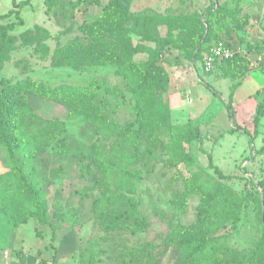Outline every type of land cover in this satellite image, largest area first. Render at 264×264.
<instances>
[{
    "label": "rangeland",
    "instance_id": "obj_1",
    "mask_svg": "<svg viewBox=\"0 0 264 264\" xmlns=\"http://www.w3.org/2000/svg\"><path fill=\"white\" fill-rule=\"evenodd\" d=\"M83 1L80 0L74 14L69 13L64 2L53 3L54 8L45 14L47 8L43 0H31L30 6L18 9L24 24L10 33L15 35V42L4 44L0 41V45L4 44L0 58L3 60L9 55L0 71V80L14 83L31 79L49 89L84 87L97 80L101 84L97 94L106 103L104 113L109 123L118 127L122 135L138 134L140 144L124 148L116 136L94 138L86 118L73 108L26 95L31 120L33 117L39 124L47 120L61 123L65 144L59 148L53 141L36 153L34 159L40 161L39 174L48 178L43 186L47 225L27 218L24 212L17 213L20 224L11 232L8 247L0 250V264H79L81 254L91 250L93 264H121L122 254L139 246H150L158 253L164 250L163 241L184 235L187 227L195 223L200 193L193 190V184L221 185L228 195L241 198L237 228L231 231L226 221L221 223L225 228L219 227L215 236L219 238L218 243L229 248L253 250L260 238L257 214L262 196L259 197L249 184L264 183V154L258 155L252 163H243L250 153L249 136L232 127L233 118L226 108L231 82L218 75V66L209 72H203L202 66L204 47L218 40L239 45L246 51H249L250 41H254L253 46L257 45L258 49L249 52L262 57L264 18L261 40L248 41L251 38L248 33L257 24L256 20L252 25L255 17L264 15V4L261 0H214L212 4L209 0H93L97 1L95 5ZM11 9V0H0V15H6ZM59 9L63 13L58 12L55 18L53 14ZM206 9L210 10L205 12ZM9 21L16 20L11 16L0 24ZM97 21L102 24L103 40L117 46L118 52L122 37L112 33L116 31L117 34L128 21L124 25L129 31L126 35L136 53L124 56L137 63L152 62L166 71L167 90L158 98L162 106L158 108L161 120H157L159 125H152L153 129L158 128V140L150 142L148 135L140 131L141 125L135 123L136 102L123 86L119 65L81 67L78 71L52 66L51 53L76 40L86 43L88 36L81 28ZM204 28L205 36L198 41ZM46 51L48 56L44 59ZM253 79L261 84L243 85L238 89L240 97L254 95L264 85V73L255 74ZM206 84L217 96L205 87ZM258 96L260 101L264 94ZM255 111L252 117L247 114L234 123L249 125L252 133ZM194 128L201 137L203 151L199 150L198 141L186 140ZM174 130L180 131L176 144L171 143L168 136ZM231 132L236 135L225 136ZM258 136L254 141L257 150L263 146L264 117L258 126ZM160 141L163 143L157 144ZM90 147H94L99 161L88 171L86 168L80 170L73 153L86 152ZM208 155L224 175L238 179L219 180L208 167ZM177 159L181 162L176 167L171 165ZM242 167L246 175L240 171ZM122 170L134 172L138 177L134 182L133 198L138 217L147 225L143 232L133 234L111 229L108 233L96 219L93 203L101 196L100 181H105L111 192H116L112 175ZM8 173L0 155V176ZM177 195L185 198V209H177ZM104 215L109 222L115 220L106 206ZM22 219L26 222L22 223ZM109 222H105L106 225ZM218 225L216 222L214 226ZM36 232L41 233V239ZM174 257L172 248L167 247L159 264H173Z\"/></svg>",
    "mask_w": 264,
    "mask_h": 264
},
{
    "label": "trees",
    "instance_id": "obj_2",
    "mask_svg": "<svg viewBox=\"0 0 264 264\" xmlns=\"http://www.w3.org/2000/svg\"><path fill=\"white\" fill-rule=\"evenodd\" d=\"M213 1L210 0L209 3L212 4ZM57 2L66 3L64 6L69 7L70 14H74L80 4V0H77V2L72 0H43V4L47 8L45 14L49 9L54 8L53 3L57 4ZM83 2H93L92 4L95 5L97 1L84 0ZM30 4L31 0L20 1L19 3L11 0L12 9L6 15H0V21L9 19L11 16L16 20L15 22L9 21L5 25L0 24V41L4 44L15 42V35L11 36L10 33H13L24 24L18 9L30 6ZM209 10L206 9L205 12ZM60 11L63 13V10L59 9L53 14L55 18L58 17ZM126 23L120 27L117 34H115L116 31L112 33L122 37V47L119 52L117 46L103 40L102 24L97 21L88 27L81 28L82 33L88 36L86 43L76 40L68 47L52 52L51 64L53 67H66L77 71L81 67L119 65L121 70L118 72L122 76L123 86L132 93L136 102L135 123L141 125L140 131L145 136L148 135V140L151 142L158 140L156 136L158 128L153 129L152 125H157V123L159 125L158 121L161 120V117L158 116V108H162V106L158 103V98L162 92L167 90L168 76L162 67L152 62L137 63L124 56L136 53V49L131 48L130 40L126 35L129 32L124 27ZM49 36L50 34L47 35V38ZM204 36L205 28L201 31L198 41ZM218 44L229 46L227 42L218 40L214 44L204 47V53H207L211 46ZM2 45H0V53ZM256 49H258L257 45L249 46V51ZM47 56L46 51L43 58L45 59ZM8 60L9 55L3 60L0 58V71L3 64ZM217 65L223 77L229 78L231 81L240 79L248 72V64L238 56L229 60H222ZM0 84V155H2L9 169L7 175L0 176V250H4L8 247L11 232L20 224L17 213L24 212L27 218L31 217L39 223L47 225L48 216L43 186L48 182V178L39 174L38 165L40 161L35 162L34 159L36 153L53 141H56L57 145L59 144V148H62L65 144L62 138L61 123L47 120L39 124L33 121V117L31 120V108L26 103V95H36L48 102L73 108L78 114L86 118L87 126L94 134V138L116 136L117 139H120L119 143L124 148L136 147L140 142L137 139L138 134L136 136L134 134V137L130 136L131 134L122 135L118 127L113 126V123H109L104 113L106 103L100 100L97 94V90L101 86L97 80L84 87L62 86L55 89H49L46 85L31 79L18 80L14 83H8L1 79ZM205 87L217 96V93L209 85L206 84ZM235 88L236 85L233 84L226 104L229 116L232 118L231 104ZM260 93L264 94V88L258 91L257 95ZM263 116L264 97L258 102L252 119V134L237 127L232 119L233 129L249 136L250 153L247 158H244L243 163H252L255 160L254 158L264 154V139L262 140L263 146L259 150L254 145L257 126ZM179 133L180 131L177 132L176 130L169 132L168 136L171 143L172 141L175 143ZM186 140L198 141L199 150L203 151L201 137L196 128L192 129L186 136ZM162 143V141L157 142V144ZM161 146L163 147V145ZM73 159L77 160L80 170L86 168L87 171L99 161L95 157L94 147H90L86 152L73 153ZM180 162L177 159L171 162V165L176 167ZM208 167L213 170L221 181L238 179L236 176L224 175L213 164L210 155H208ZM240 171L246 175L244 167ZM112 180L116 192H111L105 181L101 180L99 183L101 196L93 203L96 219L106 228L108 233L111 229L130 231L133 234L145 231L147 225L143 218L138 217L136 203L133 198L135 193L134 182L138 180L137 175L134 172L122 170L112 175ZM249 185L252 186L259 197L262 196L261 200L259 198L258 201L257 220L260 238L257 246L250 251H239L218 243L219 238L215 236V233L219 230V227L221 229L225 228V225H221V223L228 221L231 231L237 228L242 200L238 196L228 195L227 190L221 185L193 184V190L200 193V203L197 208L195 223L187 227L188 234L185 233L182 236L163 241L164 250L167 247L172 248L175 256L173 264H264V183H250ZM175 205L177 209H185V198L177 195ZM104 206L112 211L115 219L113 222L105 220L107 217L104 215ZM219 208H223V211ZM21 222L25 223L26 220L22 219ZM105 222L110 224L106 225ZM216 222L219 223L218 226H214ZM36 236L41 239L40 232H36ZM154 249L150 246L129 249L122 254L121 264H159L164 250L157 253L153 251ZM92 258V250L88 253H82L79 264H93Z\"/></svg>",
    "mask_w": 264,
    "mask_h": 264
},
{
    "label": "crops",
    "instance_id": "obj_3",
    "mask_svg": "<svg viewBox=\"0 0 264 264\" xmlns=\"http://www.w3.org/2000/svg\"><path fill=\"white\" fill-rule=\"evenodd\" d=\"M261 4H264V0H261ZM255 18L256 19L252 21V25H254V21H256V20H257V24H256V26L254 25L253 29H251V32L248 33V35H250L251 38H254V37L255 38L254 39H251L250 38L248 41H250V40H257V39H260L261 40V32H262L261 31V26H262L261 24H262V20L264 18V15H261L260 17L257 16ZM228 37H229V35L227 34V38ZM252 42H254V41H250L249 46H253L254 43H252ZM227 43H228L229 46L233 47L234 49H237L238 50V54L236 56L240 57L242 60H244L248 64V72L243 77H241L238 80L231 81L229 78H224L223 75H222L221 70L219 69V67H218L219 74L217 73L222 79L229 80L231 82V85L229 87V94H230V89H231L232 85L233 84L236 85V88L234 90V94H233V97H232V104H231L232 107L231 108H232L233 119H234L233 122H235V121H238L239 122L247 114H249L251 117L253 116L254 111H255V109L257 107V104L259 102L258 101V98H260L258 96L259 94L257 95V92L260 91L262 88H264V85L261 86V87H259L255 91L254 95H251V96L245 95V96H241L240 97V95H238V89L240 87H242L243 85L247 84V83L255 84V85L261 84V83H257V81H255L253 79V76L255 74H257V73H261V72L264 73V72L261 71L257 67H251L250 64L251 63L252 64H254V63L255 64H258V62L260 61V59L262 57H264V55L262 57L261 56L260 57H256V56H254L255 53L246 51L243 48H241L239 45H234V44L229 43V42H227ZM259 50H261V47L259 48ZM205 55H206V53L204 54V56ZM216 66H218V65H214V67L210 71H212L213 69H215ZM202 70H203V72H205L204 71V68ZM228 100H229V96H228ZM261 119L259 120L258 126L260 124ZM236 126L239 127V128H241V129H245V130H247L250 133V131L248 129L249 125H236ZM258 126H257V130H256L257 134H256V137H255V140L254 141H256L259 138V136H258ZM244 127H246V128H244ZM227 135L228 136H235L236 133L235 132H233V133L231 132V133L225 134V136H227ZM223 138H220V139H223ZM263 139H264V136L262 137V140ZM262 140H261V142H262ZM219 144L220 143H218V145ZM254 145H255V142H254Z\"/></svg>",
    "mask_w": 264,
    "mask_h": 264
},
{
    "label": "built area",
    "instance_id": "obj_4",
    "mask_svg": "<svg viewBox=\"0 0 264 264\" xmlns=\"http://www.w3.org/2000/svg\"><path fill=\"white\" fill-rule=\"evenodd\" d=\"M238 54V50L231 46H225L223 44H218L212 46L203 59V67L205 72H209L216 63L222 60H229ZM251 67H257L264 72V57L260 59L258 64H250Z\"/></svg>",
    "mask_w": 264,
    "mask_h": 264
}]
</instances>
